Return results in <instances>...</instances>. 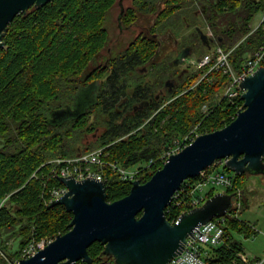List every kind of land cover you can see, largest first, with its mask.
Here are the masks:
<instances>
[{
	"label": "trees",
	"instance_id": "1",
	"mask_svg": "<svg viewBox=\"0 0 264 264\" xmlns=\"http://www.w3.org/2000/svg\"><path fill=\"white\" fill-rule=\"evenodd\" d=\"M133 1L123 17L126 25L137 12L153 13L157 0ZM114 3L51 0L18 14L7 26L5 46L0 49V264L20 259L22 250L33 241H51L69 230L72 214L61 205L50 207L49 191L61 183L50 178L53 164L48 161L99 148L106 161L128 170L136 167L134 180L146 183L163 166L160 160L175 141L192 131L207 134L222 129L243 105L240 95L233 99L219 96L227 84L220 71L210 72L190 89L202 73L191 65L182 72L180 65L156 60L157 45L150 38L131 40L107 67L90 72L89 64L95 63L106 42L104 23ZM206 4V24L224 50L233 49L230 61L237 70L264 45V21L248 35L254 15L264 13V0L256 5L248 0H219L217 4L207 0ZM190 6L188 0H167L154 29L179 33L183 26L180 17H190ZM221 20L225 22L222 27ZM209 50L199 51L198 59ZM139 66L147 71L137 73ZM166 80H174L175 85L156 102ZM89 85L96 87L95 93L79 89ZM145 101L148 105H137ZM99 129L100 134H94ZM90 134L95 140L83 144ZM101 171L106 178L107 202L129 194L130 181L122 180L109 167ZM233 176V184L241 192L245 175ZM213 195L212 189L208 197ZM180 213L172 205L165 210L170 222ZM227 226L230 242L212 252L219 263H231L242 251L234 234L248 237L255 233L234 213ZM103 249L98 242L88 248L92 264H115Z\"/></svg>",
	"mask_w": 264,
	"mask_h": 264
},
{
	"label": "water",
	"instance_id": "2",
	"mask_svg": "<svg viewBox=\"0 0 264 264\" xmlns=\"http://www.w3.org/2000/svg\"><path fill=\"white\" fill-rule=\"evenodd\" d=\"M50 1L0 0V49L5 46L7 26L18 14ZM239 88L243 105L233 121L220 130L197 136L171 154L146 183L132 181L129 194L120 200L107 202L105 185L97 179L60 177L67 193L52 201L50 207L61 205L72 214L69 230L18 264H92L87 250L96 242L115 264H168L180 255L192 231L225 216L235 196L217 192L171 224L165 210L185 180L197 177L218 160H223L222 169L233 175L264 177V67H258Z\"/></svg>",
	"mask_w": 264,
	"mask_h": 264
},
{
	"label": "built area",
	"instance_id": "3",
	"mask_svg": "<svg viewBox=\"0 0 264 264\" xmlns=\"http://www.w3.org/2000/svg\"><path fill=\"white\" fill-rule=\"evenodd\" d=\"M263 21L264 16L259 26ZM232 51L233 49L224 50L215 42L208 53L197 60L189 61L196 71L203 74H201L202 79L212 71H220L222 76L227 79L223 93V97L227 99H233L241 95L242 91L239 88V84L252 75L258 67H264V45L258 47L252 56L246 58L237 70L234 69L230 61ZM165 162H167V159ZM47 164H53L49 176L54 179L74 177L77 181H81L87 178H94L105 183L106 178L101 171L104 167L111 168L113 172H116L125 181H134L137 174V171L131 172L120 167L117 163L106 161L103 157V149L80 154L72 158H56L48 161ZM222 164L223 160L215 161L211 166L200 172L197 177L193 178L195 179L194 182H190L189 180L191 179H187L182 183L180 189L173 195L171 202L173 208L178 207L181 209V213L170 223H177L185 211L200 207L209 198V191L215 187L233 190L235 196L231 210L225 216L213 218L206 224L198 225L192 231V234L188 236L183 252L170 260L168 264H264V257H251L243 250L237 254L236 259L231 263H219L218 258L212 254L213 249L227 245L230 242L231 236L228 232L227 220L232 216V213L237 217V211L241 206V192L235 188L232 177L219 170ZM207 187L209 189L206 190ZM49 193L50 202H52L61 199L67 193V188L61 183V186L51 189ZM46 244L44 242H31L22 250V259L30 258L38 250L43 249ZM18 262L10 264H18Z\"/></svg>",
	"mask_w": 264,
	"mask_h": 264
},
{
	"label": "rangeland",
	"instance_id": "4",
	"mask_svg": "<svg viewBox=\"0 0 264 264\" xmlns=\"http://www.w3.org/2000/svg\"><path fill=\"white\" fill-rule=\"evenodd\" d=\"M132 2H133V0H115L113 7L107 13L105 25L107 28V33H108L110 42H109V45L107 46V48L101 54L103 58H105V56L110 55L111 52H113V51L125 49L127 42H130L139 32H141V30H143L144 27H149L151 20H152V17L141 15L140 17H138V20L136 21V24L133 25V27H131L132 24H130V25L124 24L125 25L124 29H121V30L119 29V26H118L119 21H120L118 18L119 14L121 13V11L127 10V8H131ZM239 3H241V2L239 1L238 4ZM263 16H264V13L261 11H259L258 13H256L254 15L253 20L249 26L250 32L248 33V35L252 34L253 32H255L259 28V23L262 21ZM233 18L236 19V16L234 15ZM199 22L201 24V26H200L201 30H203L205 32V34H207L208 33L207 24L205 25L203 23V21L201 22V19H199ZM219 23H220L221 27L225 25V22L222 20ZM191 32H193L192 28H190L188 30H184V31L181 30V31H179V33L174 32L172 34L174 36L178 37V39H181L182 36L190 34ZM172 37L169 38V40L163 41V44L161 45V47L157 46L156 54H155L156 60L165 61L164 56H167L170 58L175 57V52H176L175 50L176 49H173V48H175L174 44H173L175 38L174 37L172 38ZM117 39H118V41H117V43H115V40H117ZM213 40L215 41L214 36H213ZM178 42L182 43V40H180ZM108 49H109V53H107ZM194 58H195V55L190 57V59H192V60ZM188 61H189V59H188ZM183 68L181 67L180 69H183ZM192 71L194 72V70H192ZM202 75H200L196 79V81H194L190 84V86H189L190 89L197 86L204 79V78L202 79ZM221 75H222V73H221ZM185 90L186 89H184V91ZM223 93H224V91H222V93H220L219 96L223 97ZM219 96H218V98H219ZM168 102H169V100H168ZM206 105H207V103H206ZM206 105H204L202 107V110L204 112H206L208 110V107ZM94 134L99 135L100 129ZM189 134L190 135L184 137L182 140L175 141L174 146L164 153V155H165L164 157H166V156L169 157L171 154H175V153L181 151L183 148H185L186 146L191 144L197 136L202 135V134H198L195 131H192ZM92 136H93L92 134L86 136L82 143L83 144H90V142L95 140V137L93 138ZM93 149L98 150L99 148L98 149L93 148ZM103 157L106 158V155L103 154ZM168 157L163 158V160L162 159L160 160L163 165L166 163L165 160ZM136 169H137L136 167H133L129 171L134 172ZM219 170H221V171L223 170L222 166H220ZM225 173L228 174L230 177H234L233 174L229 171L228 172L225 171ZM207 189H209V188L207 187L206 190ZM213 190H214V194H216L217 192L225 191V189L222 187H215ZM241 202H242V204L237 211V217L239 218V220L244 221V222H248L250 225H252L253 226L252 228H253L255 233L250 234L248 237H245V236L239 235V234H234V238L241 244L242 250L244 252H246L247 254H249L252 257L258 256L259 258H262V257H264V177L245 175L244 181L241 183ZM42 242H44V244H46V243L48 244L50 241L41 240V241L36 242V243H42ZM21 254H22V252H21ZM21 259H22V255H20V259L8 260L7 264L14 263V262L19 261Z\"/></svg>",
	"mask_w": 264,
	"mask_h": 264
},
{
	"label": "flooded vegetation",
	"instance_id": "5",
	"mask_svg": "<svg viewBox=\"0 0 264 264\" xmlns=\"http://www.w3.org/2000/svg\"><path fill=\"white\" fill-rule=\"evenodd\" d=\"M189 2H191V6L189 7L190 9V17L188 16H181L180 17V21L182 23V27L181 30H188L190 28L193 29V32H191L190 34H187L185 36H182L181 39H178V37L174 36L172 33H174V31L172 29L169 28H165L163 31L158 32L157 30H155V24L157 22V17H158V13H160L162 11V9H164V4L165 2H167V0H157L155 2V10L153 13L151 14H144L142 12H137V14L135 15V19L134 21L131 23L133 27V25L136 24V21L138 20V17H140L141 15H145V16H151L152 20L151 23L149 25V27H144L143 30H141V32H139L133 39L132 41H134V39L138 38V37H143V38H150L151 40L155 41V44L157 46H160L163 44V41L165 40H169V38H171L172 36L175 38L174 39V47L173 49H176L175 51V57L174 58H170L167 56H164V60L169 61L170 65L171 64H175V65H180L183 69L182 72L187 71V67L189 65H191L189 63L190 57L195 55V58L193 60H197L198 59V55H199V51L203 50L204 48H210L212 46V44L215 43V41L213 40V32L211 31V28L208 26V33L205 34V32L203 30H201V24L199 22V19H201V22L203 21V23L206 25V13L207 10L204 6H206L207 4V0H188ZM243 1V0H242ZM262 0H248L249 3H251L252 5H256L261 3ZM134 2V1H133ZM133 2H132V7H133ZM214 3L217 4L219 3V0H214ZM131 7V8H132ZM128 9V8H127ZM126 14V10L121 11V13L119 14V29H124L125 25L123 23V17ZM181 15V14H180ZM106 22V21H105ZM106 23H104V29L106 32V42L103 46V48L101 49V51L97 54L96 59H95V63L89 64V70L90 72H92V70H94L95 68H105L107 67L109 60L113 57L118 55L120 52H122L123 50H118V51H113L111 52L110 55L105 56V58L102 57V52L107 48V46L109 45V36L107 33V28H106ZM130 27V28H131ZM211 34V35H210ZM123 36V35H122ZM172 37V38H173ZM182 40V43L178 42ZM219 40L221 41V39L219 38ZM118 39L115 40V43H117ZM114 43V44H115ZM129 44V42H127L126 46ZM109 53V49L108 52ZM114 53V54H113ZM185 55V56H184ZM189 59V61H188ZM137 73H144L146 72V68L144 66H139L136 69ZM90 74V73H89ZM89 74H87V76H89ZM96 84H99L98 81H95ZM175 85L174 80H166L165 81V86L163 89H161L155 96V101H160L163 96L165 95V90L168 88L171 91L172 86ZM98 87V86H97ZM81 89V92H87L89 94L95 93L96 92V87H93V85H89L87 87V89H83V88H79ZM148 101H145L143 103L137 104V105H148L147 104ZM164 105V104H163Z\"/></svg>",
	"mask_w": 264,
	"mask_h": 264
},
{
	"label": "crops",
	"instance_id": "6",
	"mask_svg": "<svg viewBox=\"0 0 264 264\" xmlns=\"http://www.w3.org/2000/svg\"><path fill=\"white\" fill-rule=\"evenodd\" d=\"M246 223H248V222H246ZM249 224V223H248ZM250 225V224H249ZM251 227H253L252 225H250ZM253 229V228H252ZM252 257V256H251ZM253 257H255V258H259L258 256H253Z\"/></svg>",
	"mask_w": 264,
	"mask_h": 264
}]
</instances>
